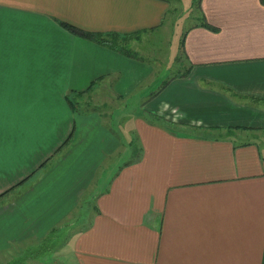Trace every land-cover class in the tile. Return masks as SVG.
<instances>
[{
    "label": "crops",
    "instance_id": "1",
    "mask_svg": "<svg viewBox=\"0 0 264 264\" xmlns=\"http://www.w3.org/2000/svg\"><path fill=\"white\" fill-rule=\"evenodd\" d=\"M168 11V0H0V264L65 223L80 225L78 264H264L261 0L201 1L187 74L137 98L136 156L99 181L123 147L112 114L141 78L135 56L61 22L118 41L154 34Z\"/></svg>",
    "mask_w": 264,
    "mask_h": 264
},
{
    "label": "rangeland",
    "instance_id": "2",
    "mask_svg": "<svg viewBox=\"0 0 264 264\" xmlns=\"http://www.w3.org/2000/svg\"><path fill=\"white\" fill-rule=\"evenodd\" d=\"M169 11L166 23L154 34H142L118 40L135 58L129 61V74L140 77L138 81L130 80L132 97L126 106L115 109L112 114L113 129L122 137L121 152L103 168L101 184L106 182L111 174L135 155L138 146L136 119L143 115V110L137 105V98L159 89L169 79H173L185 71L186 62L182 40L186 30L195 23L199 11L200 0H168ZM148 118V117H147ZM139 147H137V152ZM136 156V155H135ZM101 174V173H100ZM99 182H97V185ZM100 190V188H96ZM96 195V193L94 192ZM93 192H89L80 209V214L86 216L95 204ZM77 212L71 215L75 219ZM69 222H73L72 220ZM83 222V221H82ZM65 223L55 227L50 239L44 243H30L16 246L14 254L3 253L2 264H78L74 252V242L80 230L79 223L69 226Z\"/></svg>",
    "mask_w": 264,
    "mask_h": 264
},
{
    "label": "trees",
    "instance_id": "3",
    "mask_svg": "<svg viewBox=\"0 0 264 264\" xmlns=\"http://www.w3.org/2000/svg\"><path fill=\"white\" fill-rule=\"evenodd\" d=\"M201 1L202 0L199 1V7H201ZM261 1L264 3V0H261ZM61 23H62L63 26H65L66 28L71 30L73 33L80 34V35H82V36H84L86 38H89V39L97 42V43L107 44L113 49L120 50L123 53H128L129 55H131V53L125 47L120 46L118 41L114 39V37H116V36H110V35H105V34H101V33L86 32V31H83V30H81V29H79V28L75 27L74 25H71V24H69L67 22H61ZM203 25L204 26H209L208 23L206 22V20L203 21ZM184 39L182 40V45L183 46H184ZM186 74H187V72L184 73V74L182 73L183 76H185ZM167 83H168V81L165 82V85ZM90 87H92V85ZM90 87L87 90H82V91L75 90V91H76V93H78L80 95L81 93H84V92L88 91L90 89ZM68 100H69V102L71 103V105L74 108L76 106V103H74V100L72 98H70L69 96H68ZM8 191H10V190H7L5 192V194L8 193ZM3 195L4 194H2L0 197H2Z\"/></svg>",
    "mask_w": 264,
    "mask_h": 264
}]
</instances>
